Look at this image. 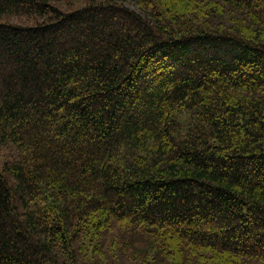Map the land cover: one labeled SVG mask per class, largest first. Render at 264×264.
<instances>
[{
    "label": "trees",
    "instance_id": "trees-1",
    "mask_svg": "<svg viewBox=\"0 0 264 264\" xmlns=\"http://www.w3.org/2000/svg\"><path fill=\"white\" fill-rule=\"evenodd\" d=\"M0 264H264V0H0Z\"/></svg>",
    "mask_w": 264,
    "mask_h": 264
}]
</instances>
